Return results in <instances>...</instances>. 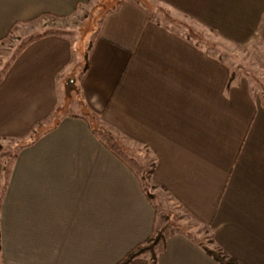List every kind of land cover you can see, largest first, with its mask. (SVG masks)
<instances>
[{"label":"crops","instance_id":"crops-1","mask_svg":"<svg viewBox=\"0 0 264 264\" xmlns=\"http://www.w3.org/2000/svg\"><path fill=\"white\" fill-rule=\"evenodd\" d=\"M88 1L0 0V42ZM147 1L107 11L83 62L48 32L3 66L0 139H29L0 159V264H117L155 232L163 199L237 264H264V98ZM152 1L264 58V0ZM195 230L176 225L154 259L127 264H219Z\"/></svg>","mask_w":264,"mask_h":264},{"label":"rangeland","instance_id":"rangeland-1","mask_svg":"<svg viewBox=\"0 0 264 264\" xmlns=\"http://www.w3.org/2000/svg\"><path fill=\"white\" fill-rule=\"evenodd\" d=\"M118 2L119 0H90L83 6L77 8L70 16L62 18L55 16H42L32 22L16 26L0 42V72L19 45L29 39L48 32L63 34L71 38L73 50L76 54H74V58L76 56L80 62H83V53L87 52L90 39L92 38V35L98 31L99 22L103 19V15L112 9ZM149 2H151L150 5H153L152 7L154 8L152 9H155V16H157L158 20H161L164 23H171L172 27L177 29V31L186 34H193L195 40L203 45V47L211 49L215 53L224 57V59L230 64L231 69L237 73L236 75L239 74L245 76L247 80L253 82L256 90L259 91L264 98V58L262 57L263 55L259 53V49L252 46H243L229 42L217 35L216 32L191 20V18H188L186 15L183 16L171 10H166L164 7L159 10L156 2L152 0H149ZM68 86L70 92V89L73 86L71 84ZM95 126L96 128H99L100 134L107 139L105 134H107L106 130L108 128L102 124H95ZM28 139L29 138H26L25 140L0 139V159L8 160L12 158L18 147L26 143ZM118 144L121 145L119 148H121L120 150L122 154L127 155L128 153L126 152L125 144H123L122 141H119ZM149 165L150 164L144 169L141 168V173L146 191L151 194V197L155 198L156 193L152 190L153 186L147 184ZM163 200V203L158 205V225L155 232L152 234V238H155L156 234L161 232H163V234H169L176 229V225L184 228L194 226L196 229L195 232L198 230L201 231V237L206 239L204 243H208L207 246L214 249L219 248L212 243L211 233L208 230H202L201 227H195V223L191 219L184 214H180V212L175 210L170 204L166 205V200ZM180 217L183 218L186 225L183 221L179 222ZM152 245L153 244H151V246Z\"/></svg>","mask_w":264,"mask_h":264},{"label":"trees","instance_id":"trees-1","mask_svg":"<svg viewBox=\"0 0 264 264\" xmlns=\"http://www.w3.org/2000/svg\"><path fill=\"white\" fill-rule=\"evenodd\" d=\"M49 16H51V15H49ZM40 17H42V16H38L37 18H35V20L40 18ZM39 36H37V37H39ZM145 191H146V189H145ZM147 193L149 196H151V194L149 192H147ZM152 237H153V235H151L149 238H147L146 240H144L143 242H141L140 244L135 246L117 264H127L131 259H133L134 257H136V256H138L141 253L146 252V251H150L151 255L154 259L155 253H154L153 247H154V245H156V243H158L159 241H163L165 239V234H163V232H161V233L156 234L155 238H152ZM151 244H153V245L151 246ZM203 248L219 264H237L236 260L233 257L226 254L222 249H219V248L214 249V248H211L209 246H206L204 243H203Z\"/></svg>","mask_w":264,"mask_h":264}]
</instances>
